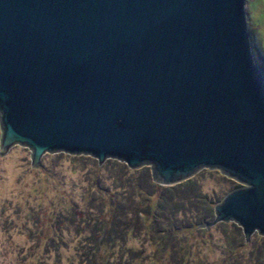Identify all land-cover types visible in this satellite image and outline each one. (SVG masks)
<instances>
[{"label":"water","instance_id":"water-1","mask_svg":"<svg viewBox=\"0 0 264 264\" xmlns=\"http://www.w3.org/2000/svg\"><path fill=\"white\" fill-rule=\"evenodd\" d=\"M259 57L250 0H0L2 153L149 164L166 186L217 168L242 186L197 227L264 235Z\"/></svg>","mask_w":264,"mask_h":264},{"label":"rangeland","instance_id":"rangeland-1","mask_svg":"<svg viewBox=\"0 0 264 264\" xmlns=\"http://www.w3.org/2000/svg\"><path fill=\"white\" fill-rule=\"evenodd\" d=\"M250 10L254 54L264 67V0H250ZM31 155L22 144L5 153L0 145V264H264L258 231L246 240L234 221L197 227L242 186L220 169L166 186L149 164L44 153L43 165L32 166ZM98 243L100 263L92 254Z\"/></svg>","mask_w":264,"mask_h":264},{"label":"trees","instance_id":"trees-1","mask_svg":"<svg viewBox=\"0 0 264 264\" xmlns=\"http://www.w3.org/2000/svg\"><path fill=\"white\" fill-rule=\"evenodd\" d=\"M160 202L161 201H157V202H154V201H150V207H151V209L153 210V209H159V208H161V204H160ZM142 215H143V213H144V211H141L140 212ZM150 217V220H152L153 219V217H155V215H151V216H149ZM111 225V222H110V224H109V222H107V223H105V226H106V231L108 232V233H106L107 235L111 232V230H109L110 229V227H112V226H110ZM108 227V228H107ZM182 228V227H181ZM161 231V230H160ZM109 235H111V234H109ZM164 237V236H163ZM117 239V238H116ZM115 239V240H116ZM166 243V242H165ZM103 245L101 244V243H98V245H96L95 244V246L93 247V255L96 257L95 259L97 260L98 258H97V254L98 253H100V251H101V247H102ZM94 259V258H93ZM103 260V257H102V259L101 258H99L97 261H98V263H100L101 261ZM108 262H109V260H107V259H105L104 261H103V263L101 262L100 264H108ZM125 262L127 263V264H132L133 262H132V260L130 259V258H126V260H125Z\"/></svg>","mask_w":264,"mask_h":264}]
</instances>
